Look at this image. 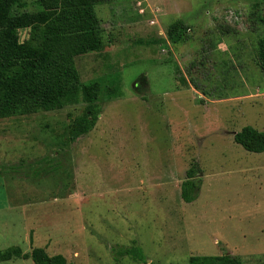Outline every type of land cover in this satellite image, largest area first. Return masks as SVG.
I'll return each instance as SVG.
<instances>
[{
  "label": "rangeland",
  "instance_id": "rangeland-1",
  "mask_svg": "<svg viewBox=\"0 0 264 264\" xmlns=\"http://www.w3.org/2000/svg\"><path fill=\"white\" fill-rule=\"evenodd\" d=\"M258 2L100 1L98 29L66 36L72 58L52 63L56 108L0 118V250L44 247L71 264H185L225 253L264 261V152L234 141L246 125L264 131ZM19 9L41 6L20 0ZM176 20L188 38L175 44L167 30ZM19 35L27 40L30 29ZM99 78L122 95L102 102L94 129L70 142L81 85ZM195 162L202 186L186 203L181 186ZM135 244L147 262L119 255Z\"/></svg>",
  "mask_w": 264,
  "mask_h": 264
},
{
  "label": "trees",
  "instance_id": "trees-1",
  "mask_svg": "<svg viewBox=\"0 0 264 264\" xmlns=\"http://www.w3.org/2000/svg\"><path fill=\"white\" fill-rule=\"evenodd\" d=\"M100 1L38 0L41 10L30 12L15 10L20 0H0V118L56 108L57 90L52 63L57 59L72 58L66 36L98 29L95 6ZM255 7L264 11V2L256 3ZM257 20L264 25V12L257 16ZM24 28L30 29V35L21 41L19 31ZM187 31L188 26L182 20H176L169 26L167 36L176 44L188 38ZM258 59L264 71V37L259 43ZM180 80L186 83L184 77ZM121 95V86L111 79L99 78L82 84L81 100L85 107L71 125L69 141L74 142L90 133L101 112L100 104ZM234 141L249 152H264V131L251 125L236 132ZM200 172L196 162L186 172L181 186V197L186 203L194 202L199 196L202 186ZM30 240L33 241L32 236ZM118 253L135 261L147 262L143 249L136 244ZM12 259H32L35 264H71L64 255H50L44 247H34L30 252H24L20 246L0 250V262ZM185 264L245 263L238 256L225 253L193 255ZM253 264H264V261Z\"/></svg>",
  "mask_w": 264,
  "mask_h": 264
},
{
  "label": "crops",
  "instance_id": "crops-1",
  "mask_svg": "<svg viewBox=\"0 0 264 264\" xmlns=\"http://www.w3.org/2000/svg\"><path fill=\"white\" fill-rule=\"evenodd\" d=\"M10 157H12V156H10ZM46 158H48V157H45L44 159H41V161L42 160H44V161H47L48 159H46ZM8 160V159H7ZM28 161H30L29 159H28ZM7 162V161H6ZM9 162V161H8ZM16 162V161H15ZM20 162H21V160H20ZM39 162V161H38ZM20 165H22V164H15V163H10V164H8L7 166L8 167H10L11 169H17V168H20L21 166ZM0 166H1V168H0V178H2L3 177V170H4V159H2L1 157H0ZM12 182H14V183H12ZM12 182H11V187L13 186V185H15V184H17V181L15 182L13 179H12ZM5 184V183H4ZM4 186H6V185H4Z\"/></svg>",
  "mask_w": 264,
  "mask_h": 264
}]
</instances>
